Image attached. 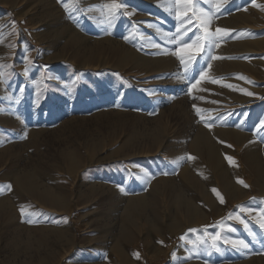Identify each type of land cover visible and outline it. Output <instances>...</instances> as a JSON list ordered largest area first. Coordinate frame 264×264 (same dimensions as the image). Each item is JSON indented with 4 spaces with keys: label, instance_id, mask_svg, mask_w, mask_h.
<instances>
[{
    "label": "rangeland",
    "instance_id": "1",
    "mask_svg": "<svg viewBox=\"0 0 264 264\" xmlns=\"http://www.w3.org/2000/svg\"><path fill=\"white\" fill-rule=\"evenodd\" d=\"M87 1L21 0L16 10L0 0V64L6 66L2 69L6 75L0 81V197L10 191V180L14 173L22 177L35 174L37 176L33 177L38 185L60 186L67 202L65 208L55 212V219H60L61 227L68 230L70 242L63 240L53 245V240H49L36 249L46 254L50 264H117L116 259L106 256V251L111 241L123 231L120 225L124 216L122 214H125L126 199L143 194L148 204L137 215V212L132 214L131 220H134L135 226L124 229L134 234L131 252L140 264H170V253L157 259L149 258L151 254L144 250L138 236L149 230L144 222L157 223L161 220L163 223H159L162 225L168 224L170 219L186 218L184 214H179L181 212L173 215V207L166 204L163 186L165 181L171 179L179 183L175 178L178 179L177 172L184 167L203 178L208 165L201 159H189L192 156L188 144L196 135L215 142L218 140L216 131L234 128L243 120L237 125V132L244 133L242 135L245 137L243 139L240 136L243 144H239L260 143L259 149L264 147V126L260 123L264 115V0H248L239 9L232 7L226 10L228 12L225 11V16H228L233 11L255 8L257 23L241 24L238 29L230 27L228 23L217 24L221 13L209 7V0H193L194 8H203L214 14L209 32L215 33L216 28L228 32L226 35L217 34V43L211 47L206 40L203 41L204 48L195 61L188 65V71H185L175 52L181 44L190 43L203 35L197 17H192V23L187 25L189 31L183 35L184 26L176 18L178 5L175 0H118L124 7L114 16L118 25L113 38L136 57H159L162 50L167 52L163 57L169 58L172 64L168 75L163 72L144 73L133 56L118 62L114 54L106 51L102 53L103 56H100L101 53L94 54L89 59L88 53L76 50L77 46L63 34L69 33L68 28H76L80 10L90 8L94 17L107 25L104 23L109 10L105 5L113 2L93 0L85 4ZM235 1H223V5ZM189 15L192 13L189 12ZM66 25L70 26L67 28ZM177 27H181L180 33L176 31ZM88 32L91 36V40H88L90 46L105 45L94 32ZM143 36L149 38L146 40ZM246 41L254 42L253 46L237 52L233 58H244L248 65L256 67L257 73L238 72L241 73L239 77L253 89V93L247 91L252 93L250 96L246 94L250 98L248 102L235 103L220 92L225 88L226 91L234 89L235 92L239 87L233 86L229 74L209 73L208 67L215 61L212 57H218L215 63L231 62L230 54L221 53V45ZM260 41L262 43L259 44ZM190 55V51L186 52L185 59L188 60ZM25 68L28 69L27 75L24 74ZM202 71L208 80L215 81L213 83L216 86L205 87L201 81L192 89L191 84L199 79ZM257 74L263 79L258 78ZM223 80L225 82H221ZM248 105L253 107L246 114ZM205 124L210 127H205ZM234 139L229 137L225 144L234 146ZM167 147L172 150V154ZM173 150L177 152V157L176 153L173 156ZM68 151L73 152L78 161L72 171H68L62 159L64 152ZM232 153L233 158L236 155ZM229 156L226 154L224 160ZM153 185L160 188L156 194H153ZM254 196L249 197L251 201L247 198L239 204L240 209H251V213L242 212L237 205H231L225 213V220L226 223H232L229 214L232 210H240L248 228L256 231L255 245L250 243L248 235L240 227L244 225L238 221L232 223L233 231L220 234L222 237L216 242V247H213L211 238L201 239L204 230L189 228L198 230L190 232L185 228L189 232L184 230L177 239L183 242V254L175 264H241L254 258L251 264H264V230L257 223L259 216L264 213V197ZM16 202L17 221L6 223L4 218L0 219V264H5L11 253L16 254L20 261L26 258L22 227L28 224L29 219L21 216V209L25 211L30 201L21 197ZM47 210L36 208L34 213L38 215ZM35 224L41 223L38 220ZM45 224L50 225L52 222L49 220ZM210 230L212 235L216 233L215 227ZM234 235L253 250L247 253L248 259L242 258L244 254H238V246L225 243L226 239L231 240ZM180 237H185L184 241H179ZM204 243L210 245L208 250L204 248Z\"/></svg>",
    "mask_w": 264,
    "mask_h": 264
},
{
    "label": "bare ground",
    "instance_id": "2",
    "mask_svg": "<svg viewBox=\"0 0 264 264\" xmlns=\"http://www.w3.org/2000/svg\"><path fill=\"white\" fill-rule=\"evenodd\" d=\"M20 1L21 0H3V3L7 2L10 7L15 8L16 5ZM92 1L93 0H88L85 4H90ZM223 1H228V0H221V7L223 5ZM247 1L248 0H238V1L236 0L235 2H229V3L226 2L227 4H224L223 8H220V11L218 12L221 14H220L219 21L216 20V22H218L217 24H219L220 22H221L220 24L228 23V25L230 27L231 26L233 28L237 27V29H238L239 25H241V24L249 25V24L257 23L256 15L258 13L256 12L255 8L250 7L249 9L246 8V9L239 10V11L237 10V9L241 8L239 6L242 3L244 6V3H246ZM22 2H24V1H22ZM96 2H97V0H96ZM116 2H118V0H116ZM82 3H84V2H82ZM79 4H80V2H79ZM20 5H21V3L18 6H20ZM73 7H74V5H73ZM182 7L183 6L178 5V9L179 8L181 9ZM209 7H212V10H214V12H216V9L214 6H210V4H209ZM232 7L237 8L236 9L237 11H233V13H231L230 15L225 16V11L228 9L231 10ZM15 9L17 10V8H15ZM176 9H177V7H176ZM164 11H165V9H164ZM226 12H228V11H226ZM101 16H103V15H101ZM77 18L79 19V21H78L76 28L75 29L72 28V30H71L70 28H68L70 25L69 26L66 25V27L68 26L67 31L69 33H67L66 35L63 34V37L68 36L67 39H69V41L73 45L77 46L76 48H78V49H76V50H79L82 53H88L89 59L91 57H93L94 54L101 53L100 56H103L102 53L103 52L106 53V51H107V52H111L110 53L111 55L114 54L117 57L118 62H123L132 56L135 57L136 60H134V61L138 62V65H140L139 67H141L145 71L144 73L147 72V74H148V73H155V72L156 73L163 72V73L167 74V72H170V68H171L172 64H170L169 58L163 57V55H165V53L167 54V52L162 50L160 52L159 57H151L148 55H144L143 57H142V55L136 57L134 55V53H132V51H130V50L128 51V50L124 49L123 44L113 38L115 29L117 28V25H118V21H117V19H114V18H112L109 21V14L106 16L107 19H106V22L104 23L107 25H103V23L100 20L98 21L97 18L94 17V14L90 8L80 10V12L77 15ZM150 18H152V17H150ZM66 24H67V22H66ZM139 25H140V23H139ZM88 31H92V33L94 32V34L97 37L101 38V42H104L105 45L103 46V44L98 43L101 45L90 46L88 44V40H91L90 39L91 36H90ZM152 31H154V30H152ZM165 34H167V33H165ZM143 37H145V36H143ZM147 37L149 38V36H147ZM94 38H96V37H94ZM145 39H146V37H145ZM253 43L254 42L246 41V42H237V43H233V44L221 45L220 46L221 53L223 52L224 54H228V55L230 54L231 56L230 55L229 56L231 57V62L225 63V61H224L223 63L222 62H216L215 63V61H217L215 59V61L213 60L214 63L211 62L212 64L210 65V67H208L209 73L216 72L219 74H226V75L229 74V79H230L231 83H233V86L239 87V89L236 90L235 92L233 91L234 89L230 90V91H226V88H225L226 86L223 84L225 86V87L223 86L225 88V90H222L220 92L222 94L229 96V98H231L233 101H235V103H244V102L246 103V102H248L250 98L247 97V95L245 93H247V91H252V93H253V89L249 85H247L245 80H242L239 77V75L241 73L239 74L238 72L239 71H245V72L248 71L251 74H256L257 71H256V67L252 66V65H248L249 63L247 64L246 61L244 60V58L240 57V58L234 59L233 57L237 56V55H235V54H237V52L240 53V52L246 51L247 48L252 47ZM258 43L260 44L262 42L260 41ZM149 45H150V43H149ZM105 46H107V47H105ZM97 51H100V52H97ZM159 51L160 50H158V52ZM94 52H97V53H94ZM158 52H157V54H158ZM154 54H155V52H154ZM85 58H87V57H85ZM130 61H132V60H130ZM261 61H263V60H261ZM172 62L173 61H171V63ZM260 68H262V67H260ZM206 76H205V79L202 81V85H204L205 87L216 86V85H214L213 82L208 80ZM257 76H259V74H257ZM258 78H262V77L259 76ZM250 79H252V78H250ZM221 82H225V81L223 80ZM227 82L228 81H226V83ZM254 92L259 93V91H256V90ZM262 94H261V96H262ZM210 97H211V95H210ZM261 100H262V98H261ZM233 104H234V102H233ZM247 104H249V103H247ZM252 107H253L252 105L247 106L246 114L248 112L252 111L251 110ZM0 118H2V117H0ZM260 119H261L260 123L262 121H264V115H262V118H260ZM242 121L243 120H240L237 123V125H239ZM193 125H195V124L193 123ZM237 125L234 128L216 131V138H218V140L215 142L208 137L204 139L201 135H196L194 137V139L188 144L187 147L191 153L192 158L193 159L195 158L196 160L197 159L204 160L206 162V164L208 165V169H207V171L205 170L206 172L203 173V178H201V177L199 178L197 175L193 174L195 171L192 173L190 170L187 169V167L186 168L184 167L181 169L179 168L180 170L178 169L179 171L177 172L178 173V175H177L178 179L175 178V180L179 181V183H176L173 179H171V180L165 181L164 186L162 184V186L165 187V189H163V190H165V195H166L165 199L167 202L166 204L170 207H173V215H175L178 212H181L179 214H182V215L184 214L186 216V218L184 220L181 219V217L179 220H176L178 218H175L172 220L170 219V222H168V224H166V223L162 224L163 226L160 224V223H163V222H160L161 220H159L160 223L159 222H157V223L144 222L147 225V228H149V230L144 235H142V236L139 235L138 237H139V240L141 241V245H143L142 247L145 248L144 250H147L148 254H151V255H149V258L157 259V258H160L161 256H164V255H167L168 253H170L171 259H172V262L170 264H175L177 258L180 257L181 254H183L182 253L183 252L182 250L184 248L182 245L183 242L182 243L178 242L177 239H178L179 234L181 235V233L185 230V228H188V229L189 228H197V229L200 228L201 230H204V233L201 236V239L203 238L202 240L207 239V238H211V235H212L211 230H210L211 227H215L216 232H220L221 235H223V233L231 232L228 230V228L231 227L234 229L232 223H234V221H237V220L232 219L231 220L232 223L231 222L226 223L225 213L227 212V209L230 208L231 205L232 206L237 205L239 208V204L241 202L245 201L247 198L249 199L250 196L251 197L254 195L259 196L257 198L264 197V147L262 146V149H261L262 153H261V150L259 149L260 143H259V145L251 143V144L241 146V144H239V142H242L241 138L244 139L245 137H244V135H242L244 133L240 134L239 132H237V127H238ZM258 128L259 127H256V129H258ZM204 130H206V129H204ZM240 136H241V138H240ZM229 137L236 138V139H234V142H233L234 146L229 147V146H227V144H225L226 140ZM237 138H238V140H237ZM242 144H243V142H242ZM239 145H240V147H239ZM168 149L170 151V148H168ZM165 150H167V149H165ZM69 151H72V150H69ZM69 151L64 152L65 154H63L62 159H63V162L67 164L68 171H72L74 168L77 167L78 161H77V158H75V156L73 155V152L70 153ZM15 152H17V150ZM231 152L235 153L236 156L232 158ZM174 153H176V157H177L178 156L177 152L174 151L173 154ZM59 154H60V152H59ZM171 154H172V152H171ZM226 154H229L230 155L229 157L232 158L231 162L229 160L225 161L226 159L224 160ZM12 156H14V155H12ZM173 156H175V154ZM201 160L199 162H202ZM13 161H14V159H13ZM201 164H203V162ZM56 165H57V163H56ZM207 165H205V166H207ZM58 167H59V165H58ZM66 171H67V169H66ZM27 173H29V172H27ZM31 173H32V171H31ZM24 174H26V173L24 172ZM67 174H69V172ZM20 176H19V174H16V173L12 174V177L10 180V188H11L10 191L5 196L0 197V219L4 218L5 219L4 222H6V223H15L18 219V216H17V214L15 212V208H14L15 204L17 203L16 201L20 200L21 197L25 198V200H27V201H30L28 208H26L24 213L21 214V216H27V218L29 219L28 224H26L22 227L23 228L22 236H23V240H25L24 242H25V249H26V258L24 260L20 261L16 254L11 253V255L9 256V259L5 261V264H50V261L47 259L46 254L41 253L36 248L39 246H42L46 241H49V240H53V243H54L53 245L58 244L59 242H61L63 240L70 242L68 230L61 227V225H60L61 220L60 219H55V217L57 216V214L55 212L65 208L67 201L62 196L60 186L55 185V184H53V185H51V184H47V185H45V184L41 185L40 184V185H38L37 184L38 182L35 183L36 179L34 180V177L31 174L24 175L23 177L22 176L20 177ZM36 176L37 175H35V177ZM174 176H176V175H174ZM238 180L243 181V184L238 183ZM244 185H247V187H245ZM92 188H93V186H92ZM214 188L220 194V197L223 198L224 203H221L217 194H215L212 191V189H214ZM152 190H153V194H154V192L156 194V193H158L160 188L158 187V185H153ZM183 191L186 193V195H183V193H184ZM87 194L89 195L88 192H87ZM245 203H243V205H245ZM146 204H148V202L146 201L145 195H143V194H136V195L126 199V206H124V207H126L124 209L125 214L124 213L122 214V216L123 215L124 216H123V218L121 217L122 219H121V225H120V227H122L121 229H123V231H122V233H119L118 235L116 234L117 236L114 240L111 241V244L108 247L109 249L107 251L105 250L106 256L108 258L116 259L117 264H140V262L134 258L135 257V256H133L134 253L131 252L132 251L131 243L133 242V239H134L133 235L134 234L132 235L131 233L124 231V229L126 230L129 227L135 226V225H133L134 220H131V216L133 213H136V212L137 213L135 215H137L138 212L141 210V208L143 209V207ZM243 207L244 206H242L241 208H243ZM36 208H39L43 211L47 210V209H52L53 211L51 213L47 210L48 213L47 212L46 213L40 212L38 215H35L34 211ZM237 210L236 211L232 210L231 214H233V215L238 214L241 217V215L239 213V211L241 209L239 211H237ZM245 214L247 215V212H245ZM177 216H178V214H177ZM252 216L255 217L254 215H252ZM259 217H257V218H259ZM38 220L40 221L41 224L36 225L35 222H37ZM49 220H51L52 224H50V225L45 224ZM218 222H223L225 227L223 229L218 227L217 226ZM240 227H242V229L244 230L243 232L248 235L250 243L252 245H255V243H256L255 242L256 231H253L254 229L252 230L250 228H248L246 230L244 226H240ZM142 230H144V229H142ZM198 230H196V231H198ZM185 231H187V230H185ZM187 232H189V231H187ZM184 234H186V233H183L182 235H184ZM224 235H227V234H224ZM229 237H226V238H229ZM196 238H197V236H196ZM184 239H185V237H184ZM184 239H182V240L184 241ZM232 239L237 240V239H239V237L234 235V238H232ZM180 240H181V237H180L179 241ZM196 241H198V240H196ZM199 241L201 242V240H199ZM208 243H210V242H208ZM99 244L101 245V243H99ZM197 244L198 243H196V245ZM206 244L204 243V245H205L204 248L208 250V247L210 245H206ZM261 244L263 245V241L261 242ZM201 248H202V246H201ZM250 248H251L250 246H249V248H244V249L239 248L238 254L239 255L244 254V256L242 258L248 259L249 257H248L247 253H252V251H253V250L251 251ZM184 257L182 259H184ZM242 258H241V260H242ZM254 259L245 260L241 264H251V263H253ZM106 263H107V261H106ZM76 264H80V263L77 262Z\"/></svg>",
    "mask_w": 264,
    "mask_h": 264
},
{
    "label": "snow or ice",
    "instance_id": "3",
    "mask_svg": "<svg viewBox=\"0 0 264 264\" xmlns=\"http://www.w3.org/2000/svg\"><path fill=\"white\" fill-rule=\"evenodd\" d=\"M175 3L177 5H181L183 6L181 9H178L176 12V18L181 21V24L184 26L183 29V35H186L187 32L189 31V29L187 28L188 24L192 23V17L195 16L197 17V21L199 24L200 29L203 32L202 36L196 37V39L192 40L190 43H183L181 44L180 48L178 51L175 52V55L179 58V61L181 63V65L184 66L185 71H188V65L190 63H193L196 59V56H198L203 48H204V43L203 41H207L208 45L211 47L212 45H215L217 43L215 37L217 34H224L226 35L228 30L222 29V28H216L215 33H211L209 32V25L211 24L212 19L214 18V14L208 13L206 12L203 8H194L193 7V0H175ZM210 6H214L216 9V12L220 11L221 8V0H209ZM124 7V5L121 3L116 2V0H113L112 3L110 4H106L105 8H107L109 10V21L114 18V16L117 14V11L121 8ZM67 11V8H66ZM189 12L192 13V15H189ZM129 15H131V13H128ZM185 17L187 18L185 20ZM13 28H15V22H13ZM176 31L178 33L181 32V27H177ZM182 39V37H181ZM158 47V45H156ZM190 51L191 55L188 58V60L185 59V53ZM212 59H218V57H212ZM6 66L0 64V81H2L5 77V72L2 70L4 69ZM210 67V65H209ZM25 75L28 74V69L25 68ZM206 73L205 72H201L199 79H196L194 83L191 84V88L195 89L197 87V85H199L201 83V81H203L205 79ZM241 79H243L241 77ZM215 82V81H213ZM227 87L231 88L232 85H227ZM247 95H252V93H245ZM261 125L264 126V121L261 122ZM205 127H210L208 124H205ZM230 147V146H229ZM189 159H192V157H189ZM226 159H228L231 162V157H226ZM238 183H242L243 181L238 180ZM245 187H247V185H244ZM10 187V186H9ZM212 191L214 193L217 194L218 198L220 199L221 203H224V200L222 197H220V194L216 191V189H212ZM241 211H248L250 212L251 210H247V209H241ZM21 213H24V210L21 209ZM229 219H235L237 220L239 223H241L242 225H244L245 229H248V224L247 222L241 218L238 214L237 215H233V214H229ZM259 227L264 229V213L261 214L260 219L258 221ZM218 227H220L221 229H223L225 227V225L223 224V222H218ZM229 231H233L234 229H232L231 227L228 228ZM190 232H195V229H189ZM181 239H184V237H181ZM221 239V235L220 232H216L214 235H211V240L213 241V247H216V242L219 241ZM203 242V241H201ZM162 243V242H161ZM225 243H231L233 245V247H239V248H247L248 244L244 241V240H225Z\"/></svg>",
    "mask_w": 264,
    "mask_h": 264
}]
</instances>
